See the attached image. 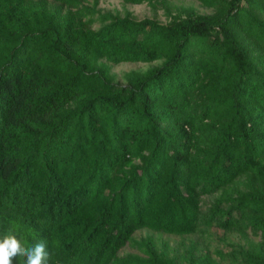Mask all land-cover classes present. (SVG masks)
<instances>
[{
	"label": "trees",
	"instance_id": "1",
	"mask_svg": "<svg viewBox=\"0 0 264 264\" xmlns=\"http://www.w3.org/2000/svg\"><path fill=\"white\" fill-rule=\"evenodd\" d=\"M122 1L167 20L0 0V237L44 240L49 264H222L154 235L215 226L259 237L218 258L264 264V0ZM121 61L159 62L121 81Z\"/></svg>",
	"mask_w": 264,
	"mask_h": 264
},
{
	"label": "rangeland",
	"instance_id": "2",
	"mask_svg": "<svg viewBox=\"0 0 264 264\" xmlns=\"http://www.w3.org/2000/svg\"><path fill=\"white\" fill-rule=\"evenodd\" d=\"M92 1V0H88ZM169 2V6L172 8L173 12L177 10V8L188 9L191 7L193 10L197 12H210L211 9L202 5L199 0H167ZM98 7L103 11H111V12H119L124 13V11L129 10L136 17L143 16H152L156 17L161 21L167 20V15L165 9L158 5L157 7H153L147 2L140 3H126L122 0H99ZM96 25V24H95ZM159 61L152 62H137V61H121L119 63L112 65V71L115 74V78L117 80L123 81V73L124 71L131 68L145 69L152 64H155ZM213 199V195H204V205L210 203ZM146 233H150L147 229H138L134 232L135 237H139L141 235H145ZM156 240L158 244H162L166 242L171 249V252L176 248H180L179 250H183V246L188 244L192 239L197 241V245L202 249V251L210 250L212 255L216 257L218 260L222 262V264H231V261L227 258L220 259L214 253V249L216 246H224L222 242V238L227 241L233 242H241L249 245V243H255L259 240L258 236L252 235L249 233L248 240L241 236L237 231H229L225 232L222 228L219 227H211L208 232L204 233H192L186 235L179 234H170L163 232H155ZM224 249H229V247L224 246ZM136 252L137 250L130 245L123 246L120 250L121 253L124 252Z\"/></svg>",
	"mask_w": 264,
	"mask_h": 264
},
{
	"label": "clouds",
	"instance_id": "3",
	"mask_svg": "<svg viewBox=\"0 0 264 264\" xmlns=\"http://www.w3.org/2000/svg\"><path fill=\"white\" fill-rule=\"evenodd\" d=\"M17 258L21 264H49L46 242L26 244L15 232L0 237V264H14Z\"/></svg>",
	"mask_w": 264,
	"mask_h": 264
}]
</instances>
